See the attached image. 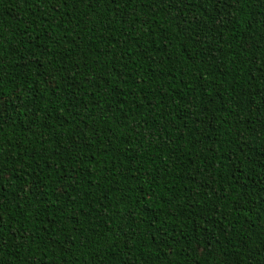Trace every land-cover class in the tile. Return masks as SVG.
Wrapping results in <instances>:
<instances>
[{
    "label": "trees",
    "instance_id": "1",
    "mask_svg": "<svg viewBox=\"0 0 264 264\" xmlns=\"http://www.w3.org/2000/svg\"><path fill=\"white\" fill-rule=\"evenodd\" d=\"M0 264H264V0H0Z\"/></svg>",
    "mask_w": 264,
    "mask_h": 264
}]
</instances>
